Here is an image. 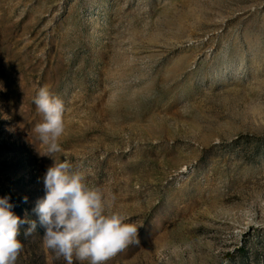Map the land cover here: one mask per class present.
Masks as SVG:
<instances>
[{
	"label": "rangeland",
	"instance_id": "1",
	"mask_svg": "<svg viewBox=\"0 0 264 264\" xmlns=\"http://www.w3.org/2000/svg\"><path fill=\"white\" fill-rule=\"evenodd\" d=\"M41 87L65 105L54 160L140 225L105 264H264V0H0V175L28 221ZM42 234L15 264H66Z\"/></svg>",
	"mask_w": 264,
	"mask_h": 264
},
{
	"label": "clouds",
	"instance_id": "2",
	"mask_svg": "<svg viewBox=\"0 0 264 264\" xmlns=\"http://www.w3.org/2000/svg\"><path fill=\"white\" fill-rule=\"evenodd\" d=\"M33 103L42 116L33 132L46 146L39 154L53 160L42 177L44 195L32 208L43 228V244L57 258L63 257L66 264H73V259L77 264H105L135 242L140 225L126 223V217L109 212L101 192L88 186L80 171L73 170L67 160H54L61 151L58 139L65 131L64 102L41 87ZM22 202L27 203V197ZM13 207L8 195L0 197V264H15L23 247L17 239L21 226L27 225L25 237L37 228V221L16 216Z\"/></svg>",
	"mask_w": 264,
	"mask_h": 264
},
{
	"label": "trees",
	"instance_id": "3",
	"mask_svg": "<svg viewBox=\"0 0 264 264\" xmlns=\"http://www.w3.org/2000/svg\"><path fill=\"white\" fill-rule=\"evenodd\" d=\"M2 179L3 177L0 175V197L4 195H8L10 197V203L14 205L12 211L16 216H18V214H22L25 210H27L26 206L20 204L19 199L16 197L15 192L12 189L8 188V186L6 185V183H4V180ZM24 232L25 229L23 226H21L17 239L23 241L26 238Z\"/></svg>",
	"mask_w": 264,
	"mask_h": 264
}]
</instances>
